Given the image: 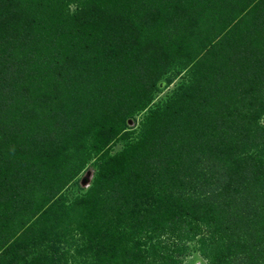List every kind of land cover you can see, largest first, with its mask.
<instances>
[{
	"label": "trees",
	"instance_id": "obj_1",
	"mask_svg": "<svg viewBox=\"0 0 264 264\" xmlns=\"http://www.w3.org/2000/svg\"><path fill=\"white\" fill-rule=\"evenodd\" d=\"M253 1L0 0L6 23H15L13 31L24 29L15 33L20 34L19 44L12 41L16 35L0 40V136L26 131L19 138H24L23 143L0 146V264H132L126 260L129 229L137 234L149 229L170 232L174 250L187 248L198 237V244L207 250L206 258L213 255L212 240H220V245L232 248L234 254L230 253L240 264H244L241 252L258 248L261 253L250 264H264V124L260 121L264 101L253 89L261 77L251 72L250 78L238 60L237 72L226 69L227 63L232 64L230 59L241 54L249 56L256 67L258 54L251 43L239 54L240 39L235 33L224 34L223 29L221 35L202 37L214 31L204 26L206 21L219 17L223 26L231 24V18ZM71 3L77 6L75 10H70ZM44 13L52 16L43 17ZM254 17L252 35L264 44V20ZM148 31L161 47L160 66L178 54L192 59L196 50H190V41L199 46L211 42L209 48L222 43L218 65L200 67L207 81L212 75L216 81L207 83L208 95L204 90L199 93L201 111H190L187 118L188 124L201 117L211 119L204 127L212 126L213 134L221 128L218 137H201L204 133H200L199 142L188 141L191 136L184 129L182 150H175L168 141L170 128L163 135L167 129L160 131L161 124L154 117L142 138L131 144L134 152L127 155L124 151L110 159L112 165L115 160L124 162L115 172L105 169L83 194L71 196L59 208L67 179L73 175L65 178L71 169L67 159L63 164L54 156L89 127L101 136L96 140L98 147H93L106 145L112 136L125 132L123 122L133 108L132 97L142 93V88L151 94L152 87L148 89L143 81L147 78L149 83L147 72L155 67L145 52L144 33ZM223 68L228 70L225 79L216 74H225ZM83 71L89 76H82ZM81 77L88 87L80 83ZM224 81L228 84L221 86ZM62 85L68 87L47 101L55 91L51 89ZM209 94L217 96L212 100ZM192 97L190 89L180 99ZM209 100L217 104L216 111L206 108ZM104 102L108 105L103 106ZM235 105L236 110L225 114ZM223 121L232 131L224 132ZM186 143L198 149L186 153ZM142 146L144 150L138 148ZM105 174L111 179L102 178ZM19 217L22 225L16 226ZM63 220L54 226L55 233L48 228L40 231ZM25 223L28 227L20 229ZM74 235L85 243H72ZM163 242L167 243L159 239L154 245ZM134 254L129 253V260Z\"/></svg>",
	"mask_w": 264,
	"mask_h": 264
},
{
	"label": "rangeland",
	"instance_id": "obj_2",
	"mask_svg": "<svg viewBox=\"0 0 264 264\" xmlns=\"http://www.w3.org/2000/svg\"><path fill=\"white\" fill-rule=\"evenodd\" d=\"M1 6L2 5H0V7ZM76 7L77 6L72 3L69 5L70 10H75ZM0 16H1L0 17V40L1 41L3 42L8 41L9 37L13 39V36L16 35L15 33L17 31L24 30L22 28H18L13 31L12 29H13V26H15V23L7 24L5 20L7 15L5 14L3 15V13H0ZM42 16L50 18L52 15L48 13H44V15ZM254 16H257V18L264 20V0H254L253 2H250L248 7L238 11V13L234 16V18H231V19H234L231 24L226 22V25L223 26L224 20H220L219 17H216L214 19H209L211 21L209 22L206 21L205 22L206 24L204 26H208L209 29L212 28L214 31H212L210 34H202V37L204 38L205 35H209V38H212V36L215 33H219L221 35L222 29H223V32H225L224 34H227L228 36L235 33V36L241 41L240 43L241 47L237 49V51L239 50L238 52L239 54L242 53L243 47L251 43L253 47V51L257 52L258 54L254 58L256 67L254 65L252 66L251 58H249L248 60L249 56L245 55L244 57L243 55L242 57V54H241L240 58L239 57L237 59L231 58L230 61L232 64L227 63L226 69L230 68L231 71L230 70L229 71L235 73L238 71L237 64H236L237 60H238V63L242 61L245 64L244 73L246 74L248 73V76L250 78L254 73H255V76H257V78L261 77L259 79V82L254 83L253 86L255 87L253 89L256 90L255 93L257 94L255 95L257 97H261V99L264 101V72H259L262 70L264 71V61H263L264 44H262V42L258 43L256 37L254 38V36L252 35L254 31H256V29L251 23L256 18ZM248 31H250L251 35H249ZM144 34H145L146 43H147L145 44L146 45L145 46L146 56H151V59H154V62H155L154 64L155 67H153L154 69H152V71L149 70L147 72L148 78L150 80L149 83H146L147 78L143 80L145 85L148 84L147 85L148 89L152 87L151 94L147 93V89L145 91V89L142 88V91H143L142 93L138 91L135 97H132V107L133 108L131 110L130 115L127 116L123 122L126 128V130H124L125 132L123 133L120 132V134H118V136L116 135L115 137L112 136L111 133H109V136H112L113 138L110 141H108V143H106L107 146L102 144L99 148L93 147V146H96L97 144L96 140L98 141L101 140V136H98L97 129H92L89 127V129L85 128L81 132L82 134L75 140L73 145L67 146L66 149L61 148V151L58 152L57 156H54L56 158L54 160H57V158H59L61 159V162L63 164H65L66 159H67L68 167L64 166V168L67 167L71 169H69V171L64 177L66 178L70 175H73L71 177L72 179H67V181L68 180L70 181L67 183V185L63 189L64 194H62V198L64 199L58 202V204L60 203V205L58 206L59 208L64 207L62 203L65 204L66 202L71 201L75 195L83 194L84 191H86L87 188L92 183L97 181L98 177L100 176V174L104 173L105 169H111L109 171L115 172V169L117 167H120L124 162L122 161L117 162L115 160V163L112 165L110 164V159L114 157L115 155L119 156V154L120 153L122 154L124 151H125L124 153H127V155L134 152L132 148L133 146L131 147V144H135L133 141H137L138 138H142L141 134L146 132L148 125L150 124V122L153 120L154 117L157 118L156 120L154 119V121L155 122L159 121L161 124L159 125L160 131H162L163 129L170 128V135L168 136V141L170 142V145L172 147H175V150H182L180 145L182 144L183 138H181V135H184L183 134L184 129L189 130V132L186 133L187 135L189 134V136H191L190 138H188V141L192 140L194 142L197 141V138L199 139L198 136H200L199 135L200 133H204V134H201V137L205 135L212 136V134L214 133L212 130L213 129L212 126L207 125L204 127V124L207 121H210L211 119L209 118L207 119L206 117L203 116L204 118L201 117L193 121L191 124H188L187 118L189 116L190 111H193V112L194 110L201 111V107L197 108L199 107L198 105L200 104L198 100V97L200 98L199 93H201V91L204 90V94L208 95L205 92L206 89H208L207 83L209 82V80L210 82L213 81V83H215L216 81L213 75L212 76L209 75L208 78L211 76V79L207 81L206 80L207 78L203 77L202 76L203 74L202 75L200 74V70L202 69V68L200 69V67L203 66L205 68H210L213 63H214V66L218 65L217 59L218 57H220L219 56L220 51L218 50V47H220L222 43L217 42L218 44H214L211 48H209V46L212 45L211 42H209V46L208 44L206 45L202 43H200V46H199V44H196L190 41L189 42V46L191 47L190 50L191 51L196 50V53L194 54V57L192 59L188 60L187 58H185V54H181V56L178 54L177 56L167 57L165 60V65L163 64L160 66L158 65L160 63V60H158V57H160L161 55L159 53L160 52L159 49H161V47L157 45V42L153 38L154 36L151 35L153 34V32L148 31L147 33H144ZM16 36L17 37L12 41H14L16 44L21 43L22 40L19 38L20 34ZM216 37H214L213 39L214 41L216 40ZM220 39H222V37ZM200 40L202 39L200 38ZM231 41L232 39L228 38L226 43L230 44ZM205 45L206 47H204ZM234 47L238 48L235 45ZM246 50L248 51L249 48ZM261 57H263L262 60H261ZM246 58L248 61L246 60ZM193 60H195V62L191 63ZM198 63H200V65H198ZM252 67L254 69H249ZM196 68L198 69L196 70ZM226 69L223 68L222 70L223 72L224 71L226 72L225 74L221 72H216V74H220L221 77L225 79V77L226 78L228 77L227 76L228 70ZM79 72H81V70H78V74ZM251 72H254V73L251 74ZM81 74L82 76L83 75H86L87 77L89 76V74L85 73V71H83ZM225 82L226 81H224L221 84V86H224V85L226 86L228 84ZM80 83L84 87L86 86L88 87V84H87L88 82H85V79L83 77H81ZM229 84L233 86L231 82ZM67 87L66 85H62L61 87L51 89L55 91H53L52 95L47 98V101H49L50 99H52V101L56 99L55 95L57 94V91L61 89H66ZM190 89L193 90V97L190 100L187 99V101L181 100L180 97L182 96V92L184 90L189 91ZM224 93L226 92L224 91ZM150 95L152 97L150 98V102H148ZM212 95L209 94L208 99L214 100V97L217 96L214 94V96L212 97ZM218 96H221L220 93ZM246 96H249L248 93ZM177 98H179L180 100H178ZM248 99L249 97L247 98V102L249 101ZM106 102H104L103 106L108 105ZM178 105H181V106H178ZM216 105H217L216 103L209 100L208 104L205 106L207 109L213 110L214 108H217ZM139 106H142V107L139 109L137 108ZM189 108L191 109L189 110ZM231 109L232 110H230V108L226 109L228 111H225V114H227L229 111L236 110V105L235 107ZM263 109H264V106H263ZM213 111H216V110H213ZM223 114L224 113H221V115ZM233 118L234 116L230 117L228 123H230L231 122L230 120H232ZM34 119H36V116L34 117ZM260 121L262 124H264V113H262V115L260 116ZM224 125H226V121L222 122L223 128L226 127ZM242 126L245 127L244 124ZM220 129L221 128H216V130H214L216 131V134H213L212 136L213 139L218 137L219 135L218 132L220 131ZM167 131L168 129L165 130L162 134L165 135ZM230 131L232 130L229 129L228 127H226V129L224 130L225 133H228ZM13 132H14V136H12L11 134H5L3 136H0V141H3L0 146L3 145L5 147H9V144L11 145L15 144L17 146V144L24 142V138L22 139L23 141L19 140V138L23 135V132H26V131H23L22 129H20L19 131H13ZM58 139L56 141H58ZM45 143L47 144V146L49 145V142L47 140L46 142H44V144ZM98 145L96 147H98ZM191 146L192 144L190 145H188L187 143L185 144L184 148L186 147L185 149L186 153L193 152L198 149V147L196 149L195 148L192 149ZM138 148H140L141 150H144L143 146L138 147ZM45 150H47V148ZM1 151L4 153V148H1ZM70 153H71V156L68 157L67 155ZM2 155H5V154H2ZM123 173H126V172H123ZM102 178H105V180L111 179L110 177H107L106 174ZM56 179H58V181L62 180L60 178H56ZM12 199L14 198L12 197ZM20 217L23 218V216H20ZM20 217L15 218L14 224H16V226L22 225ZM24 220H27V218H25ZM65 222H66L65 220H63L62 222L58 221L56 223H53L54 224L53 225L52 223L48 221L47 223L53 226L44 227L40 231H44L46 228H48V231L50 232L52 231V233H55L57 228H54V226L56 225V227H58L59 225H62ZM39 226H42V223H40ZM27 227H28L27 223H25V225H23L20 229H25ZM253 227H255V225H253ZM129 230L130 232L132 231V233L128 234L127 239H125L126 245H127L126 252L128 249L129 253L131 251H135V254H134V258H131L129 260V253H127L128 259L126 260H128L129 263L133 261L132 264H215L213 263L214 262L213 260H215L217 264H240L239 259H237V257L233 255L234 253L231 252L232 248L231 250H229V247H228L229 245H227L226 243L223 245H220L221 243L220 240H216V241L212 240V243L210 244L212 246L210 247L214 249V250L212 249L213 255L211 257L209 256V258H206L203 253L207 250L204 246H201V244H198V242L196 241L198 240V237L195 239V241L190 242V244L186 246L187 248L183 247L181 249L174 250L173 246H171V239H169L170 232L165 231L164 233H161L162 231H160L161 230L160 229L158 231L156 230L153 233L149 229V230H144V231L139 230L138 231L140 233L139 235V233L137 234V232L131 229ZM74 237L75 238L71 240L72 243L74 240H75V243L76 242L81 243V244L85 243L84 240H79V239L76 240L75 235ZM159 239H162L163 241H166L167 243L164 244L163 242L157 247L156 245H154V243L155 241L158 242ZM86 243H87V240H86ZM217 247L219 248L217 249ZM218 250H221V252L220 253L217 252ZM230 252L233 254H231ZM260 253L261 252L259 251L258 248L253 249V251L252 250L249 251V253L241 252L243 263L244 264H250L251 262L255 263L254 262L255 259L253 257H256V255Z\"/></svg>",
	"mask_w": 264,
	"mask_h": 264
}]
</instances>
